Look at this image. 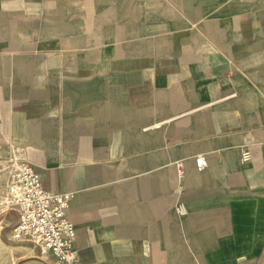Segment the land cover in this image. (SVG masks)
Wrapping results in <instances>:
<instances>
[{
	"label": "crops",
	"instance_id": "crops-1",
	"mask_svg": "<svg viewBox=\"0 0 264 264\" xmlns=\"http://www.w3.org/2000/svg\"><path fill=\"white\" fill-rule=\"evenodd\" d=\"M14 159L83 264H264V0H0V264H61L11 237Z\"/></svg>",
	"mask_w": 264,
	"mask_h": 264
},
{
	"label": "built area",
	"instance_id": "built-area-1",
	"mask_svg": "<svg viewBox=\"0 0 264 264\" xmlns=\"http://www.w3.org/2000/svg\"><path fill=\"white\" fill-rule=\"evenodd\" d=\"M251 159V151L244 148L241 160L248 162ZM195 161L198 169L206 166L204 155L197 156ZM178 174L180 179L184 177L181 168ZM73 197L71 191L46 189L41 174L30 162L14 159L1 202L5 210L19 213V221L11 231L12 239L40 246L61 264H83L76 247V226L68 214ZM177 210L181 215L186 213L183 203L178 205Z\"/></svg>",
	"mask_w": 264,
	"mask_h": 264
}]
</instances>
